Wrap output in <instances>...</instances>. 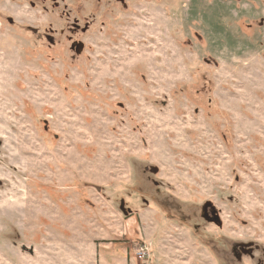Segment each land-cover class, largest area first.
Segmentation results:
<instances>
[{"label":"rangeland","instance_id":"obj_1","mask_svg":"<svg viewBox=\"0 0 264 264\" xmlns=\"http://www.w3.org/2000/svg\"><path fill=\"white\" fill-rule=\"evenodd\" d=\"M141 243L264 264V0H0V264Z\"/></svg>","mask_w":264,"mask_h":264},{"label":"built area","instance_id":"obj_2","mask_svg":"<svg viewBox=\"0 0 264 264\" xmlns=\"http://www.w3.org/2000/svg\"><path fill=\"white\" fill-rule=\"evenodd\" d=\"M150 254V245L146 243L139 244V246L135 249V257L141 262L140 264H147V259L149 258Z\"/></svg>","mask_w":264,"mask_h":264},{"label":"trees","instance_id":"obj_3","mask_svg":"<svg viewBox=\"0 0 264 264\" xmlns=\"http://www.w3.org/2000/svg\"><path fill=\"white\" fill-rule=\"evenodd\" d=\"M204 217L206 218V219H209L210 217L206 214V215H204Z\"/></svg>","mask_w":264,"mask_h":264},{"label":"crops","instance_id":"obj_4","mask_svg":"<svg viewBox=\"0 0 264 264\" xmlns=\"http://www.w3.org/2000/svg\"><path fill=\"white\" fill-rule=\"evenodd\" d=\"M134 260L136 261V263L138 264V260L136 259V257L134 256Z\"/></svg>","mask_w":264,"mask_h":264}]
</instances>
